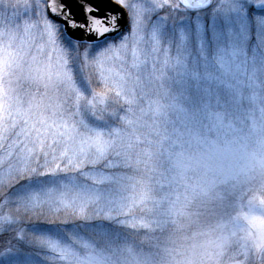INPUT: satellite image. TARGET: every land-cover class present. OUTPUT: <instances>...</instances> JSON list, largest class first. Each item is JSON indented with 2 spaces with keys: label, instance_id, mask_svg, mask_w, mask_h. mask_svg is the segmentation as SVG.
<instances>
[{
  "label": "snow or ice",
  "instance_id": "1",
  "mask_svg": "<svg viewBox=\"0 0 264 264\" xmlns=\"http://www.w3.org/2000/svg\"><path fill=\"white\" fill-rule=\"evenodd\" d=\"M0 264H264V0H0Z\"/></svg>",
  "mask_w": 264,
  "mask_h": 264
},
{
  "label": "rangeland",
  "instance_id": "2",
  "mask_svg": "<svg viewBox=\"0 0 264 264\" xmlns=\"http://www.w3.org/2000/svg\"><path fill=\"white\" fill-rule=\"evenodd\" d=\"M127 11V10H126ZM115 42H119L118 40L117 41H115ZM140 131H147V129H140ZM215 134H213V136H214ZM227 135H231L230 133H228ZM221 143H222V141H221ZM165 167H167V163L165 164ZM160 179H165V177H163V176H161L160 177ZM163 189L165 190V191H169V190H172V191H182V188L181 189H171L170 188V186L167 184V183H165L164 185H163ZM157 194H160V193H157ZM246 210V208H243V207H241L239 204H237V205H235L232 209H230L229 211L232 213V214H235L236 212H240V211H245ZM213 221H206V223H212ZM193 227H197V225H194ZM157 235L159 236V239H160V244L161 245H165V246H169V247H171V246H175L176 244H179L180 243V241L179 240H177V241H175V243H173V242H169V241H165L164 239H163V237L162 236H160V234H159V232H157ZM137 239H139V237H137ZM144 249H145V251H152L153 252V254H154V257L157 259V260H159L160 258H161V253H162V249L161 248H150V246L147 244V243H145L144 244Z\"/></svg>",
  "mask_w": 264,
  "mask_h": 264
},
{
  "label": "water",
  "instance_id": "3",
  "mask_svg": "<svg viewBox=\"0 0 264 264\" xmlns=\"http://www.w3.org/2000/svg\"><path fill=\"white\" fill-rule=\"evenodd\" d=\"M73 2H74V0H73ZM119 7V6H118ZM77 11H79V9H77ZM125 12H126V10H124Z\"/></svg>",
  "mask_w": 264,
  "mask_h": 264
}]
</instances>
